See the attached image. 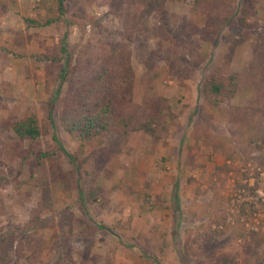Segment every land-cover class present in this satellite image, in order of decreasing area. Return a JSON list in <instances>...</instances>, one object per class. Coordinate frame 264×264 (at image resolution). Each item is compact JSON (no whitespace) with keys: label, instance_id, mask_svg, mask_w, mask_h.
Wrapping results in <instances>:
<instances>
[{"label":"rangeland","instance_id":"374dc122","mask_svg":"<svg viewBox=\"0 0 264 264\" xmlns=\"http://www.w3.org/2000/svg\"><path fill=\"white\" fill-rule=\"evenodd\" d=\"M227 4L170 0L165 12L128 27L130 0H68L65 20L28 28L26 18H47L42 0H0V264H53L65 244L77 264H264V245L258 249L251 235L264 237V0ZM209 16L232 19L205 41ZM64 44L74 60L51 122ZM119 45L131 51L135 103L171 104L157 135L133 133L101 169L92 159L78 174L63 160L34 163L59 143L76 151L60 122L64 98ZM215 70L242 80L221 107L201 96ZM31 115L42 128L34 143L12 130ZM38 217L50 226L35 229Z\"/></svg>","mask_w":264,"mask_h":264},{"label":"trees","instance_id":"16d2710c","mask_svg":"<svg viewBox=\"0 0 264 264\" xmlns=\"http://www.w3.org/2000/svg\"><path fill=\"white\" fill-rule=\"evenodd\" d=\"M51 1L42 0V6L48 14L47 18L25 19L28 28H46L66 19L68 0H55L54 3ZM168 1L170 0H130V8L127 9L128 12L124 13V22L128 27L132 24H141L156 12H165ZM228 1L211 0V3L215 4V7L221 3L230 6L227 4ZM246 15L248 14L245 10L243 16L240 17L242 25L246 24ZM231 19L232 17L229 16L224 21L217 22L216 18L209 16L203 29L204 40H210L211 36L216 35L220 25L226 26L231 22ZM201 33L202 31L199 35H202ZM62 49L65 53L66 64L60 72V86L51 103L49 113L51 122L54 119L55 102L68 81L69 70L74 60V55L68 52L67 44H64ZM261 80L264 83V69ZM241 86L240 75L215 70L204 78L201 84V96L205 104L221 107L239 94ZM135 88L136 71L129 48L119 45L105 51L98 70L71 98H64L60 122L64 130L75 140L76 151L71 152L59 143L60 147L57 151L37 154L34 163L39 165L43 160H50L54 163L63 160L75 167L78 174L84 165L92 159L97 169H101L122 153L133 133L143 131L156 136L159 122L165 114L171 112V104L167 98L162 97L154 98L149 102L145 101L142 105L136 104ZM12 130L18 138L30 143L36 142L42 135L41 123L36 115L14 120ZM29 158L30 151H26L23 159L26 161ZM52 175L55 178L58 177L54 171ZM66 180L64 178V182ZM84 191V188L80 186L79 193L82 199ZM97 192V190L89 192V200L96 202L98 200ZM46 194L50 195L48 188ZM174 202L179 207L180 199L177 194L174 196ZM49 222L48 219L38 217L34 228H47L50 226ZM98 228L108 230L105 225H98ZM251 235L257 242V248L260 249L264 245V237L260 232H252ZM241 237H244L243 233ZM1 259L4 260L2 255ZM53 264H77L68 244L64 245L60 256ZM158 264L161 263L158 262ZM205 264H215V260L211 259L209 263Z\"/></svg>","mask_w":264,"mask_h":264}]
</instances>
